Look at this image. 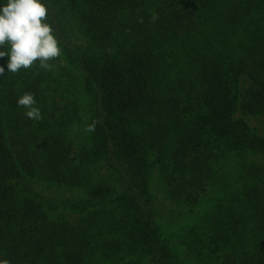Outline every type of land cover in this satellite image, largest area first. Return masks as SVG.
<instances>
[{"label":"trees","instance_id":"trees-1","mask_svg":"<svg viewBox=\"0 0 264 264\" xmlns=\"http://www.w3.org/2000/svg\"><path fill=\"white\" fill-rule=\"evenodd\" d=\"M42 3L60 57L0 58V261L264 264V0Z\"/></svg>","mask_w":264,"mask_h":264},{"label":"clouds","instance_id":"clouds-1","mask_svg":"<svg viewBox=\"0 0 264 264\" xmlns=\"http://www.w3.org/2000/svg\"><path fill=\"white\" fill-rule=\"evenodd\" d=\"M49 10L42 0H7L0 7V46H10L8 51H0V58L8 56L7 69L10 73H18L21 69H29L36 62L42 69H50V61L61 55L59 41L54 35L53 27L47 22ZM158 14H152L150 21L155 23ZM143 23V17H138ZM5 68L0 66V76ZM19 107L26 109L25 115L32 120H41V110L36 107L34 94L24 93L17 100ZM90 125L86 131H94ZM0 264H10L0 261Z\"/></svg>","mask_w":264,"mask_h":264},{"label":"rangeland","instance_id":"rangeland-1","mask_svg":"<svg viewBox=\"0 0 264 264\" xmlns=\"http://www.w3.org/2000/svg\"><path fill=\"white\" fill-rule=\"evenodd\" d=\"M248 121L254 128L258 129L259 133L264 137V120L262 118H249ZM161 194L163 195V193H160L157 196L158 203L161 205V214L165 215L171 209L176 210L173 204H165L164 200L161 199ZM197 217L198 216H196L195 218Z\"/></svg>","mask_w":264,"mask_h":264}]
</instances>
